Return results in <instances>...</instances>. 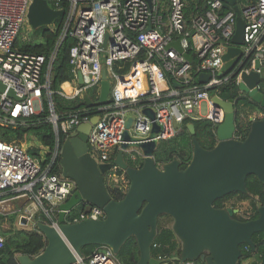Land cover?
Masks as SVG:
<instances>
[{
	"label": "built area",
	"instance_id": "built-area-1",
	"mask_svg": "<svg viewBox=\"0 0 264 264\" xmlns=\"http://www.w3.org/2000/svg\"><path fill=\"white\" fill-rule=\"evenodd\" d=\"M46 1L55 11H65L49 55L21 52L14 46L34 0H0V83L5 87L4 92L0 91V122L25 125L29 118L47 110L48 122L56 134V147L46 165L43 158L32 156L21 144L0 140V197L26 199L30 206L34 205V212L28 210L22 215L15 228L38 232V222L58 227L59 207L76 190L75 182L63 176L62 167L59 172H52L60 158L61 132L70 137L79 125L99 116L88 136L90 153L99 163L114 164L130 119L129 133L139 141L151 140L153 124L157 123L160 130L154 140L161 143L174 139L185 121L203 119L191 111L207 102L210 114L205 119L218 127L225 113L212 98L222 97V88L231 82L238 85L242 72L248 73L256 59L264 58V0H237L245 21L243 52L236 68L223 76H220L224 72L223 57L235 46L237 13L230 3L222 0ZM50 26H54L52 31L57 28L54 23ZM67 41L71 42L72 80L53 90L54 64ZM175 42L193 57L195 66L172 46ZM125 62L130 64L129 68L120 65L115 69L117 64ZM104 67L111 84L110 102L106 105L99 103ZM79 74L83 76V85L79 83ZM202 75H209V80L202 82ZM90 90L96 93L92 96ZM55 95L68 100H84L88 95L94 105L62 117L56 110ZM145 110H153L155 119L144 114ZM239 121L243 130L250 128L243 110H239ZM238 131L237 126L235 137L242 140ZM129 148L125 154L133 161L144 158L141 149ZM47 152L42 150V154ZM120 170L114 165L107 174V182L109 179L119 183L117 187L127 192L130 181L126 173L119 174ZM36 213H43L46 219L32 225ZM72 213L67 215L66 223L105 219L104 211L97 207L75 216ZM4 240L0 236V249ZM158 246L154 241L152 248ZM245 250L250 251V247L247 245ZM153 257L161 264H205L193 260L175 263L163 254ZM78 264L121 263L112 249L100 246L87 259H79Z\"/></svg>",
	"mask_w": 264,
	"mask_h": 264
},
{
	"label": "water",
	"instance_id": "water-1",
	"mask_svg": "<svg viewBox=\"0 0 264 264\" xmlns=\"http://www.w3.org/2000/svg\"><path fill=\"white\" fill-rule=\"evenodd\" d=\"M222 1L234 6L237 25L233 38L235 46L224 55V72L220 76L229 74L240 62L245 35V21L237 0ZM64 15V10L55 11L46 0H34L28 21L37 29L52 25ZM172 46L195 66L193 57L184 52L179 42ZM201 80L207 82L209 75H202ZM79 83L84 84L82 74H79ZM238 87L241 98L252 103L249 111L261 109L264 112V58L256 59L254 68L248 73L242 72ZM0 91H5L1 83ZM110 93L111 84L104 67L99 103L109 104ZM84 100L88 106L94 105L88 95ZM212 101L225 113L224 121L216 129L217 144L212 150L202 148L196 138L195 125L188 123L193 137V157L185 170L180 169L178 159L163 165L156 163L154 154L159 143L154 138L160 130L157 123L153 124L151 140L139 141L129 133L130 119L114 164L99 163L90 153L88 136L99 116L79 125L60 150L63 176L75 182L76 190L59 207L58 227L42 222L36 224L47 241L44 251L36 257L21 255L19 263L77 264L84 258L82 248L88 245L109 247L117 255L125 242L135 237L140 250L137 264H161L152 255V244L162 215L174 219L173 231L183 245L179 257L172 259L175 263L193 260L205 264H239L244 258L243 245H248L255 253L253 237L257 233L264 234V206L258 205L257 219L239 221L234 218L236 209L215 208L214 204L232 193H248L246 183L250 176L264 185V116L259 120L251 119L246 138L240 140L235 137L236 101L219 96H214ZM144 114L155 119L153 110H145ZM132 140L138 141L136 145L144 153L141 168L130 166L124 157L131 145L127 141ZM114 165L123 170L130 181L120 201L113 200L108 190L106 176ZM82 205L102 209L105 219L66 223L67 215Z\"/></svg>",
	"mask_w": 264,
	"mask_h": 264
},
{
	"label": "trees",
	"instance_id": "trees-1",
	"mask_svg": "<svg viewBox=\"0 0 264 264\" xmlns=\"http://www.w3.org/2000/svg\"><path fill=\"white\" fill-rule=\"evenodd\" d=\"M64 5H66L65 2ZM63 19V17H60L55 20L54 25L57 27L55 31H50L48 29L43 31L42 35L46 37L44 44L33 45L27 43L20 45L17 44L16 40L14 45L15 49L25 53L49 55L55 46L57 36L61 30L60 27ZM70 46L71 42L67 41L59 51L52 75L53 90H58L61 83L72 80L71 67L69 65ZM120 65H125L126 68H129L130 64L127 62L123 64H117L115 69L118 70ZM247 65H250V61L247 63ZM220 95L225 100L234 99L236 101L237 126L239 130L238 134L241 135L242 140L245 139L249 132V128H247V130H243L240 127L239 110H242L243 107L245 108L252 105V103L246 98H241L239 87L235 81L231 82L226 87H223ZM53 99L56 105V110L62 117H66L70 113H74L80 109L90 107L83 99L68 100L60 95H55ZM47 115L48 111L46 110L40 115L32 116L26 121L25 125H12L0 122V140L7 143H18L24 147L25 145H30L27 149L28 152L32 156H36L41 159L43 158V165H46L51 161L57 143L53 125L48 122ZM188 123H193L195 125L196 138L200 142L202 148L206 150H212L216 146L217 125L213 121L209 119L188 120L179 127V132L174 139L159 143L154 154L157 164L163 165L173 161L174 159H178L181 163V170H185L188 167L193 157V137L188 131ZM67 137L68 136L64 132H61V145ZM43 149H47L48 152L46 154H42ZM124 157L128 164L134 168H141L143 166V159L138 158V160L133 161L131 156L126 154ZM60 169V158L58 157L55 165L52 168V172L57 173ZM122 173L125 172L120 170L119 174ZM246 186L248 193H232L216 201L214 204L215 208H227V204L235 198H238L239 200H250L252 204L253 215L247 221L257 219L259 217L258 205L260 204L264 206V185L255 176H250L247 179ZM108 190L112 199L115 201L122 200L126 194V191L121 190L116 185L109 186L108 184ZM91 207L93 206H79L73 211L72 214L73 216L78 215L79 213L86 211L87 208ZM34 210L35 208L32 206L29 211L34 212ZM163 216L164 215L160 216L159 221ZM234 218L237 219L236 216ZM4 236V245L0 249V264H19V256L27 255L29 257H36L42 253L47 246L45 236L38 231L17 230L14 226L12 227L11 231L4 234ZM253 241L256 244V252L253 253L251 248L250 251H246L245 248L247 245H243L242 251L244 253V258L239 264H245L246 261L252 258L255 260L250 264H264V234H255ZM155 243H157L159 246L156 249L152 248L153 256L163 254L173 259L175 254L180 253L178 241L172 229L159 226ZM98 247H100V245H88L82 248V254L84 255V258L87 259ZM116 256L121 264H137L140 259V250L137 239L135 237L129 238Z\"/></svg>",
	"mask_w": 264,
	"mask_h": 264
},
{
	"label": "rangeland",
	"instance_id": "rangeland-1",
	"mask_svg": "<svg viewBox=\"0 0 264 264\" xmlns=\"http://www.w3.org/2000/svg\"><path fill=\"white\" fill-rule=\"evenodd\" d=\"M50 30L52 31V29H54V26H42L40 28L34 29L32 27V25L29 23V21L27 20L26 23L24 24L21 33L17 39V44L23 45V44H33V45H40V44H44L46 41V37H44L42 35L44 30ZM112 85H113V80H112ZM71 86L73 87V84H71ZM96 93V90H90L89 94L90 95H94ZM197 113H199L201 116L203 117H207L210 114V105L207 102H203V104L201 105V107L199 109H196L194 111H191V114L194 115H198ZM30 145H25V147L28 149ZM130 149V148H129ZM142 151V150H141ZM108 184L109 186H113V185H120L119 183H112L109 179H108ZM228 207L236 209L237 212L235 213V216L237 218V220H242V221H247L249 220L252 215H253V209H252V204L250 200H239L238 198H235L233 200H231V202H229ZM22 205L16 204V211H18L19 209L23 208ZM235 206V208H234ZM21 215L24 214L23 212L20 213ZM19 214V215H20ZM18 214H12L9 212L4 211L2 208H0V236L2 238L5 239L4 234H6L7 232L11 231L12 227H14L17 221H18ZM14 221V223H13ZM14 224V225H13ZM174 225H175V221L174 219L169 216V215H164L160 221H158V227H164V228H169V229H174ZM177 241H178V245L180 248V253L182 251V242L180 241V239L177 237V235L175 234ZM179 254H175L174 257H179ZM255 256V255H254ZM20 257V256H19ZM85 259V258H84ZM255 259H250L248 261L245 262V264H250L253 263ZM21 264V263H19ZM78 264V263H77Z\"/></svg>",
	"mask_w": 264,
	"mask_h": 264
},
{
	"label": "crops",
	"instance_id": "crops-1",
	"mask_svg": "<svg viewBox=\"0 0 264 264\" xmlns=\"http://www.w3.org/2000/svg\"><path fill=\"white\" fill-rule=\"evenodd\" d=\"M242 110L248 118V123H247L248 127H250V125H251V121H250L251 119L259 120V119H262L264 116V112L261 109H255L253 111H251V110L249 111L248 107H245ZM218 113H219V115H221L220 112H218ZM197 114L199 117H201L203 119L206 118V117L201 116L199 113H197ZM219 115H218V117H219ZM18 203H19V205H22L23 208L16 211L15 208H16V204H18ZM29 206H30V203L26 199L11 200V199H8L6 196L0 197V208H2L6 212H9L12 214H18L19 215L20 213L23 212L24 214H22V215H25L28 213V210H30V208L34 205H31L30 207ZM34 208H35V206H34ZM22 215L21 214L19 215L18 221L15 224H17L20 221ZM45 219H46V217L43 213H36L35 219L32 220L33 222H31V224L33 225V224L37 223V221H39V220L44 221ZM35 231H37V230H35Z\"/></svg>",
	"mask_w": 264,
	"mask_h": 264
},
{
	"label": "bare ground",
	"instance_id": "bare-ground-1",
	"mask_svg": "<svg viewBox=\"0 0 264 264\" xmlns=\"http://www.w3.org/2000/svg\"><path fill=\"white\" fill-rule=\"evenodd\" d=\"M138 143V141H133L132 142V144L130 145V148L131 149H138V150H140L141 148H139L136 144Z\"/></svg>",
	"mask_w": 264,
	"mask_h": 264
}]
</instances>
